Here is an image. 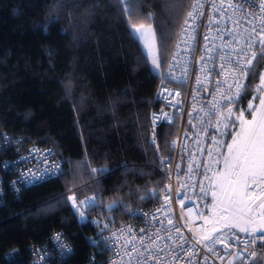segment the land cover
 <instances>
[{
    "label": "trees",
    "instance_id": "16d2710c",
    "mask_svg": "<svg viewBox=\"0 0 264 264\" xmlns=\"http://www.w3.org/2000/svg\"><path fill=\"white\" fill-rule=\"evenodd\" d=\"M192 2L137 0L130 5L136 18L130 19L116 0H0V136L19 137L24 147H53L65 159L62 176L16 195L9 185L15 174L1 166L17 155L13 148L0 152V264H30L31 247L45 244L55 231H63L73 253L51 264H87L92 258L104 264L107 253L90 219H103V209L116 226L154 200L151 190L165 182L148 144L158 78L130 25L152 28L159 56L167 49L161 60L166 65ZM263 70L258 56L253 92ZM251 99L249 94L240 107ZM176 125L173 120L159 130L165 154ZM103 167L109 168L105 175L90 178L92 169ZM68 188L79 200L101 197L91 211L80 205L88 221H78L65 199ZM114 201L120 203L109 208Z\"/></svg>",
    "mask_w": 264,
    "mask_h": 264
},
{
    "label": "built area",
    "instance_id": "2783aa9c",
    "mask_svg": "<svg viewBox=\"0 0 264 264\" xmlns=\"http://www.w3.org/2000/svg\"><path fill=\"white\" fill-rule=\"evenodd\" d=\"M194 3L202 7H199L195 20H189L191 27L183 23L166 65L161 62L159 68L153 66V58L160 57L158 51L153 55L148 54L147 58L150 71L158 78L153 98L156 106L152 107L149 113L148 144L155 158L154 168L165 178L164 185L158 190H151L156 193V200L148 206L131 210L128 219L116 226L111 224L103 209H100L103 219H90V222L98 227V242L107 253L104 264H136L138 259L148 255L149 249L153 256L163 257L160 264H201L205 255L208 260L204 264H241L239 256L225 255L223 260L218 259L203 247L207 241H196L212 228V224L207 223L205 219L213 218L208 213L210 180H214L215 171L221 165L220 154L225 149L222 142L227 143L229 139L228 136L221 137V133L225 131L222 126L217 131V120L220 117L215 116L210 120L213 113L212 103H223L219 93L213 96L217 81H223L225 78L220 75L221 63H227V56L233 53V48H243L250 39L257 40V33L264 29V11L260 8V0H193L191 5ZM190 11L197 10L190 6L188 13ZM221 56L225 57L224 61ZM235 58L233 54L232 63ZM255 61H252L250 72ZM228 66L231 67V64ZM228 79L231 81L230 75ZM246 81L247 79L244 83ZM224 87L226 86H222V91ZM177 92L179 95H176ZM232 111L235 115V107ZM224 115H227L226 110ZM173 120L177 121L176 134L169 139L168 153L165 154L160 149L159 130L165 123ZM153 131L156 133V144L151 143ZM7 148H13L17 157L11 162H3L1 168L12 170L15 174L9 185L16 195L23 187L42 183H17L19 191L14 190L13 182L21 180L22 172H41L48 164L53 163L58 164L64 171V156L53 147H24L21 138H13L3 132L0 136V152ZM209 152L212 153L211 156L208 155ZM49 153H52L51 158L46 163L43 162V157ZM217 158L220 160L219 164L214 163ZM5 164L8 165L7 168ZM120 166L126 165L122 163ZM53 178L56 177H48L45 181ZM0 189V201H3L5 191L1 177ZM181 200L184 201L183 208L180 205ZM189 206L192 208L191 212L188 211ZM80 209L84 211L81 207ZM77 213L79 214L75 211L76 215ZM77 218L81 223L88 221L87 216L84 220L78 215ZM168 220H172V224H169ZM152 225H155L157 230L155 234ZM176 228L180 231L177 232ZM57 234L61 236L59 242L56 239ZM212 235L215 237L219 233ZM244 235L237 233V236ZM141 237H144L143 244ZM225 243L231 245L233 242L225 236L223 242L215 246L216 249L222 250L221 254L241 253L242 256L248 257L250 264H264L261 252L257 251L262 242L257 241L256 245L247 249L243 245L225 249ZM60 244L70 247L71 252H68L67 248L61 249ZM133 247L138 251L129 256L128 253ZM161 248L163 251L158 252ZM30 251V264H51L55 260L67 259L73 253V246L63 231H55L45 244L32 246ZM253 251L257 252L255 257L250 256ZM196 252H199L198 256ZM94 260L95 258H92L87 264H94ZM150 264H155V261L151 260Z\"/></svg>",
    "mask_w": 264,
    "mask_h": 264
},
{
    "label": "snow or ice",
    "instance_id": "6c2138e0",
    "mask_svg": "<svg viewBox=\"0 0 264 264\" xmlns=\"http://www.w3.org/2000/svg\"><path fill=\"white\" fill-rule=\"evenodd\" d=\"M137 2V0H116L117 8L121 14L127 15L130 19H135V15L131 11L130 5ZM229 3V7H231ZM193 9L197 11H190L188 13L189 19L185 20V25L191 27L189 20H195L199 7L198 3L191 5ZM260 8L264 11V0H260ZM203 15V13H200ZM152 14L149 13L147 18H151ZM145 25L139 24L130 25V32L135 35L139 34L140 37L146 35L142 32ZM134 29V32L132 31ZM44 30L47 31V25L44 26ZM159 30V29H158ZM187 31V28L184 29ZM195 31V29H193ZM153 36L156 33H152ZM161 39L163 41V33L161 32ZM207 39V37H205ZM239 42L237 41V44ZM167 49L163 48L159 58H153V66L159 68L161 65V60L166 56ZM233 54H235V62L232 63ZM259 56L260 60H264V29H261L257 33V40L252 41L251 39L245 44L243 48H233V53L227 56V63H221V73L225 78L223 81H217V87L213 96L217 93L222 97L221 102L212 103L213 113L210 115V120L219 116L217 120V131H219L220 126H222L225 131L221 133V137L228 136L230 143H223L222 146L227 150L226 154L221 153L223 156V168L222 170L217 169L215 171L214 183L210 180V186L212 187V207L216 208L217 211L213 214L214 218H205L207 223L212 224L211 230L202 235L196 242L200 243V240L207 241L203 247L208 251L213 253L218 259L223 260L225 255L241 258V264H250L248 257L242 256L241 253L235 252H224L222 250L216 249L218 243H222L224 237L227 236L229 240L233 243L229 245L224 244L225 249L229 247H236L237 245H243L245 249L250 246L256 245L257 241L262 242L258 247L257 251H260L262 258H264V75H260V83L255 85L253 92V84L255 80V72L249 71L253 60H257ZM148 58V54H145V59ZM221 60L224 61L225 57L221 56ZM231 64V67L228 65ZM207 75V74H205ZM231 76V81H229L228 76ZM247 79L248 83L245 84L244 80ZM197 83L199 84V78H197ZM222 86L224 90L222 91ZM249 94H252V99L248 100L247 107L241 108L240 105L244 100H247ZM169 95H172L169 93ZM176 95H179L177 92ZM257 101V103H253ZM233 107L236 108V114H233ZM224 110H226L227 115H224ZM248 113L250 118H246L245 113ZM171 123V121H169ZM191 123V121H189ZM231 130V131H230ZM152 144H156V133L153 131ZM159 147V146H157ZM209 156L212 155L211 152L208 153ZM52 156V153L43 157V162H47ZM163 163V160H162ZM215 164H219L220 160L217 158L214 161ZM8 165L5 164V168ZM211 170V169H210ZM108 172L107 168L92 169L90 178L95 179V174L105 175ZM63 175V171L58 164H48L43 171L33 172L29 170L28 172L21 173V180L19 182H13V188L16 191L19 189L16 187L17 183L20 184H36L45 181L48 177H59ZM75 179V174H74ZM99 181H97V185ZM67 185V182H66ZM219 189L217 192L215 189ZM2 191V189H0ZM67 191L71 193L65 199L72 201L73 208L79 212L81 220L86 219V213L81 211L78 205H84L89 211L94 207L99 206L101 197L99 194L93 195L87 200H79L78 194L72 192L71 188ZM201 191L204 189L201 187ZM218 197L222 199H218ZM149 196L141 197L142 200L149 199ZM151 198H156V193L151 194ZM259 201V203H256ZM167 202V201H166ZM120 203L119 201H114L113 204L109 205V208L115 206V204ZM180 205L184 207V201H180ZM219 205V207H217ZM188 211L191 212V206L188 207ZM169 224H172V220H168ZM108 227V225H105ZM154 234L156 233L155 225H152ZM235 230V231H233ZM144 232L145 229H140ZM179 232V228H176ZM212 233H219L218 236H213ZM237 233H243L244 236H237ZM259 233L260 235H257ZM59 242L61 239L60 234L56 237ZM141 243L144 242V237H141ZM151 240V237H149ZM153 243H155L153 241ZM61 249L67 248L68 252H71V248L64 244L59 245ZM183 247V245H180ZM138 250L133 247L129 251V256ZM158 252H162L163 249H158ZM197 256L199 252L195 253ZM179 255V253H177ZM257 255L256 251L250 253V256L255 257ZM163 257L153 256L152 251L148 250V255L144 256L143 259H138L136 264H150L151 260L155 261V264H160ZM208 260L205 255L202 258L201 264H204ZM131 264V262H130ZM231 264V262H230ZM251 264H256V262H251Z\"/></svg>",
    "mask_w": 264,
    "mask_h": 264
},
{
    "label": "rangeland",
    "instance_id": "374dc122",
    "mask_svg": "<svg viewBox=\"0 0 264 264\" xmlns=\"http://www.w3.org/2000/svg\"><path fill=\"white\" fill-rule=\"evenodd\" d=\"M142 32H145L146 35H144V36L140 37L139 39H137V40L139 41L141 47L147 52V54H149V55H153V54H155L156 51H157V49H156V38H155V36L152 35V33H153L152 28H151L150 26H148V25H145V28L142 29ZM135 37H136V38L139 37V34H138V33L135 34ZM262 75H264V70H263V72H262ZM246 83H247V81H246ZM246 83H245V84H246ZM235 114H236V108H235ZM245 116H246V115H245ZM246 118H247V117H246ZM176 127H177V125H176ZM227 143H230V139H228V142H227ZM226 151H227V150L224 149L223 153L226 154ZM222 168H223V156H222L221 165H220V168H219V169L222 170ZM214 179H215V178H214ZM213 183H214V180H213ZM212 190H213V189H212V187H211V191H212ZM215 190H216L217 192H219V189H218V188L215 189ZM211 191H210V206H209V209H208V213L211 215V217L214 218L213 214L217 211V209L212 207V204H211V201H212ZM218 199H222V198L218 197ZM85 200H87V199H85ZM68 203H69V205H70V201H69V200H68ZM70 207H71V205H70ZM79 207H80V205H79ZM217 207H219V205H217ZM71 209H72V210L74 211V213H75L74 208L71 207ZM77 215H78V217H79V214H78V213H77Z\"/></svg>",
    "mask_w": 264,
    "mask_h": 264
},
{
    "label": "bare ground",
    "instance_id": "6f19581e",
    "mask_svg": "<svg viewBox=\"0 0 264 264\" xmlns=\"http://www.w3.org/2000/svg\"><path fill=\"white\" fill-rule=\"evenodd\" d=\"M70 201V205H71V207L73 208V206H72V201L71 200H69ZM76 211V210H75ZM82 211V210H81ZM79 217H80V215H79ZM81 219V218H80Z\"/></svg>",
    "mask_w": 264,
    "mask_h": 264
}]
</instances>
